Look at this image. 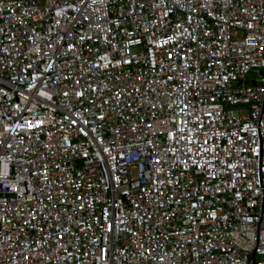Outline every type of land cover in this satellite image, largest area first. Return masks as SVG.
Instances as JSON below:
<instances>
[{"label": "built area", "instance_id": "built-area-1", "mask_svg": "<svg viewBox=\"0 0 264 264\" xmlns=\"http://www.w3.org/2000/svg\"><path fill=\"white\" fill-rule=\"evenodd\" d=\"M0 264H264V0H0Z\"/></svg>", "mask_w": 264, "mask_h": 264}, {"label": "rangeland", "instance_id": "rangeland-1", "mask_svg": "<svg viewBox=\"0 0 264 264\" xmlns=\"http://www.w3.org/2000/svg\"><path fill=\"white\" fill-rule=\"evenodd\" d=\"M232 84H235V82H233Z\"/></svg>", "mask_w": 264, "mask_h": 264}, {"label": "water", "instance_id": "water-1", "mask_svg": "<svg viewBox=\"0 0 264 264\" xmlns=\"http://www.w3.org/2000/svg\"><path fill=\"white\" fill-rule=\"evenodd\" d=\"M246 83V82H245Z\"/></svg>", "mask_w": 264, "mask_h": 264}]
</instances>
